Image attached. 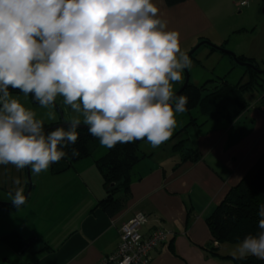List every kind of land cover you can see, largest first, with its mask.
I'll use <instances>...</instances> for the list:
<instances>
[{
    "label": "clouds",
    "instance_id": "9594fccd",
    "mask_svg": "<svg viewBox=\"0 0 264 264\" xmlns=\"http://www.w3.org/2000/svg\"><path fill=\"white\" fill-rule=\"evenodd\" d=\"M190 66L180 33L154 0H0V165L48 171L76 144L81 123L108 149L145 139L159 147L187 110L188 98L174 94L173 84ZM10 89L42 108L61 96L83 122L46 132ZM14 184L9 195L19 208L27 197L19 178ZM258 216L260 231L232 246L233 259L264 260V203Z\"/></svg>",
    "mask_w": 264,
    "mask_h": 264
},
{
    "label": "crops",
    "instance_id": "0c3cea01",
    "mask_svg": "<svg viewBox=\"0 0 264 264\" xmlns=\"http://www.w3.org/2000/svg\"><path fill=\"white\" fill-rule=\"evenodd\" d=\"M154 3L162 18L168 21V27L180 33V48L186 54L201 41L226 47L229 43L225 37L226 20L233 10L247 6L243 0H224L219 10L200 0L173 7L165 0H154ZM236 52L239 56L254 58L249 52ZM224 61L227 70L235 68L234 62L223 58ZM183 82L173 84L174 94ZM194 84L200 86V83ZM247 100L249 108L232 123L207 121L203 117L201 122L197 118L196 124L187 127L190 120L186 122L181 116L168 141L157 148L144 141L140 146L143 145L146 153H140L142 158L132 169L130 191L118 194L124 208L112 218L98 206L107 192L95 161L106 154V148L96 156L78 161L60 175H52L50 168L36 175L29 213H33V219L29 214L18 216V210H3L6 213L0 212V239L17 231L27 239L33 237L50 246L47 251L42 244L37 245L33 252L27 253L29 256L26 254L29 261L20 264H101L104 257L117 249L122 226L138 213H144L150 217V223L141 230L143 235H149L156 225L171 232L167 242L152 252V264H234L231 249L235 243L215 242L207 220L264 152L261 111L264 89H258ZM25 101L33 103L30 95ZM55 103L68 111L69 121L79 118L83 122L82 114L65 105L63 97L58 96ZM51 113L53 118L43 122L60 121L53 107ZM182 141L193 150L191 155L196 160L174 149L173 144ZM18 177L23 181L21 172ZM20 186L26 190L27 183L21 182ZM5 200L9 199L0 197V201ZM61 215L64 218L59 223ZM211 247L218 249V256L205 249Z\"/></svg>",
    "mask_w": 264,
    "mask_h": 264
},
{
    "label": "trees",
    "instance_id": "16d2710c",
    "mask_svg": "<svg viewBox=\"0 0 264 264\" xmlns=\"http://www.w3.org/2000/svg\"><path fill=\"white\" fill-rule=\"evenodd\" d=\"M186 1L189 0H165L169 7L176 6ZM203 39L204 38H201V40ZM220 47L226 48L225 45ZM211 49L212 51H217L214 48ZM195 54L190 58H194ZM237 59L240 62L250 63L259 68L253 59L239 55H237ZM246 71L249 76L248 81L245 83L239 82L232 84L226 78L207 80L200 86L189 82L187 88L180 94L188 98V103L186 105L187 110L185 112L191 114L192 111L198 110L200 115L207 121L227 123L236 121L250 106V103L246 99V95L258 91L260 88L264 89V75H260L250 68L246 69ZM10 93L22 94L19 90L13 89H10ZM197 120V118H191L187 127L196 124ZM59 124L60 121L54 124L43 122L46 132L60 127ZM77 131L79 134L78 141L76 144L70 145L65 149L68 155L60 162L50 166L52 175H60L68 171L78 161L93 156L97 149L99 139L91 136L88 132V128L81 124ZM144 141H146V139L127 144H117L112 149L107 148L106 154L95 161L102 174L104 187L107 192V197L101 200L98 206L111 218L119 214L124 208L122 198L118 197V194L122 192L127 194L130 191L131 172L142 158V156H140V145ZM186 145L185 141H182L177 143L174 149L182 153L186 152V154H184L186 158L193 157L191 155L193 150L189 149ZM73 148L78 151V156L73 157L71 155ZM192 159L193 161L196 160L194 157ZM27 189L28 183L25 193ZM29 196L31 197V195ZM30 197H28V199ZM261 203H264V152L258 161L249 169L240 183L230 191L224 201L208 218V227L214 241L218 244H234L242 240L246 235L257 234L260 231L258 227V221L260 219L258 211ZM0 209L15 211L19 208L14 209L0 206ZM30 240V238L27 239L19 232L14 231L2 237L0 242L4 243L9 249L18 254L25 248ZM33 241V248L42 244L44 250L50 251V246L48 244L40 240L33 239ZM205 249L211 254L216 256L219 255L217 254L218 249L215 247ZM27 253H29L28 249L25 250L22 255H26ZM233 262L234 264H264V260H260L254 256H249L244 260L233 259Z\"/></svg>",
    "mask_w": 264,
    "mask_h": 264
},
{
    "label": "rangeland",
    "instance_id": "374dc122",
    "mask_svg": "<svg viewBox=\"0 0 264 264\" xmlns=\"http://www.w3.org/2000/svg\"><path fill=\"white\" fill-rule=\"evenodd\" d=\"M206 1L209 7L218 10L219 8L221 9L224 6V0H200L202 4H206ZM229 1L234 2L237 0H229ZM239 1L241 2L242 0ZM243 1H246L247 6H245L244 8H240L239 10H233L232 16L226 20L227 22L225 24V32H226L225 37L229 39V43L227 44L225 49L235 53L236 55H238L236 51H240V50L241 53L249 52L248 55L254 57L253 60L256 62L259 69L264 70V14L262 12L264 7V0H243ZM195 46L193 48H195ZM221 54L223 53L219 51H212L211 47L207 45H204L200 49H198L194 58L192 59L190 58L191 66L187 68L188 73L190 75V83L191 84L200 83V85H203L207 81V79L219 80L222 78H226L232 84H236L239 82L241 83L247 82L249 75L246 69L248 68L240 66L230 56L226 54L225 55H221ZM223 58L228 60L229 62H234L235 68L232 70L231 68H229L227 70L226 61L222 62ZM182 75L184 79L183 82L184 84L186 79V74L184 71ZM254 94L255 92L251 94H247L246 99L250 100L254 96ZM11 95L17 98L22 104H24L25 107L34 111L36 113L37 119H40L42 121L51 119L49 118L48 113L52 111V107L42 108L39 105H35L34 103L27 104L26 103L27 101H25L26 97H24L23 95H18L17 93H13ZM53 108L58 112V110L54 106ZM62 111L65 120L70 122L68 118V111H64L63 109ZM181 116L183 118H186V122L191 120V118H200L199 120L200 122L204 119L200 115L198 110L192 111L191 114L186 112L178 113L176 117L177 121L178 119L182 118ZM176 142L175 144H173L174 146L177 144ZM102 148L105 147H102L99 143L97 149L94 152V155L95 156L98 155V153H100ZM140 153L143 154L146 153L145 150L143 149V145L140 146ZM19 172H21L22 175L23 181L21 182L23 183V185H25L24 182L27 181V175L24 169L17 170L13 165H0V197L4 199H9L2 202H12L10 200L11 196L9 195V193H12L13 188L17 187V185L14 184V180L16 178H19L18 177ZM30 176H31L32 184L34 185L35 183H37L36 175L30 172ZM33 196H34V192L32 196L26 201V203L23 206H21L18 209V211H16L18 212L17 213L18 216L23 217L31 213L30 210L32 209L31 205H32ZM3 210L5 209H0V212L5 214L6 211ZM33 217H34L33 213L31 215L29 214V218L33 219ZM62 218H64L63 215L60 216L59 223L61 222ZM46 227L48 228L49 226ZM27 256L29 255L27 254ZM27 256L24 255L19 257L13 250L9 249L4 243L0 242V264H20L22 262H27L29 261ZM23 257L25 259H22Z\"/></svg>",
    "mask_w": 264,
    "mask_h": 264
},
{
    "label": "built area",
    "instance_id": "2783aa9c",
    "mask_svg": "<svg viewBox=\"0 0 264 264\" xmlns=\"http://www.w3.org/2000/svg\"><path fill=\"white\" fill-rule=\"evenodd\" d=\"M261 111L264 114V105ZM149 223L148 215L138 213L130 222L124 224L120 230V243L117 249L104 257L101 264H152V252L167 242L171 232L156 225L150 234L145 236L141 230Z\"/></svg>",
    "mask_w": 264,
    "mask_h": 264
},
{
    "label": "water",
    "instance_id": "95a60500",
    "mask_svg": "<svg viewBox=\"0 0 264 264\" xmlns=\"http://www.w3.org/2000/svg\"><path fill=\"white\" fill-rule=\"evenodd\" d=\"M262 12H263V14H264V8H263V10H262ZM204 45H207V46H209V47H211V48H214L215 50H217V51H219V52H221V53H223V54H226V55H228V56H230L231 58H233L234 60H235V62L237 63V64H239L240 66H242V67H246V68H250V69H253V70H255L258 74H260V75H264V70H261V69H259V68H257L255 65H253V64H250V63H245V62H240V61H238V59H237V55L235 54V53H233V52H231V51H229V50H227V49H225V48H222V47H220V46H216V45H214L213 43H211V42H209V41H202V42H200L199 44H197L196 46H195V48H193L187 55H188V57L190 58V57H192L197 51H198V49H200L202 46H204ZM184 72H185V74H186V79H185V83L183 84V86H182V88L176 93V95H180L186 88H187V86H188V84H189V82H190V75H189V73H188V70L187 69H185L184 70ZM33 103L35 104V105H38L37 103H35L34 101H33ZM54 107L58 110V112H59V115H60V124H59V126H64V127H66V124H65V118H64V115H63V111L61 110V108L58 106V104H54ZM86 128H87V126H85ZM26 172H27V179H28V183H29V187H28V190H27V192H26V197H27V199H28V197H29V195H30V193H31V191H32V189H33V184H32V180H31V176H30V170L28 169V168H26ZM27 199H26V201H27ZM24 205V204H23ZM23 205H21V206H23ZM0 206H4V207H10V208H14V209H18L12 202H2V201H0ZM20 206V207H21ZM19 207V208H20Z\"/></svg>",
    "mask_w": 264,
    "mask_h": 264
},
{
    "label": "flooded vegetation",
    "instance_id": "af4514ba",
    "mask_svg": "<svg viewBox=\"0 0 264 264\" xmlns=\"http://www.w3.org/2000/svg\"><path fill=\"white\" fill-rule=\"evenodd\" d=\"M264 8V7H263ZM27 183H28V181H27ZM28 187H29V183H28ZM28 190V189H27ZM31 193H32V191H31ZM31 193H30V195H31ZM26 194V193H25ZM30 197V196H29ZM31 240H30V242L25 246V248L21 251V252H19L17 255H22V253H24V251L25 250H27L28 249V252L29 253H31V252H33V250H34V248H33V237L32 238H30Z\"/></svg>",
    "mask_w": 264,
    "mask_h": 264
}]
</instances>
